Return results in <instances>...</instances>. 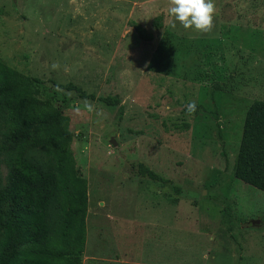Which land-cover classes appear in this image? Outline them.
Masks as SVG:
<instances>
[{"label":"rangeland","instance_id":"obj_1","mask_svg":"<svg viewBox=\"0 0 264 264\" xmlns=\"http://www.w3.org/2000/svg\"><path fill=\"white\" fill-rule=\"evenodd\" d=\"M213 3L199 32L172 26L170 0H0V59L42 79L70 118L88 181L83 264H264V191L234 175L247 109L264 100V0ZM108 96L119 104L98 100ZM6 131L0 110V186ZM26 156L49 159L46 146Z\"/></svg>","mask_w":264,"mask_h":264},{"label":"trees","instance_id":"obj_2","mask_svg":"<svg viewBox=\"0 0 264 264\" xmlns=\"http://www.w3.org/2000/svg\"><path fill=\"white\" fill-rule=\"evenodd\" d=\"M133 25L142 39H153L141 25ZM42 82L0 59V110L6 115V139L14 149L7 184L0 186V264H83L88 181L75 171L70 118L43 94ZM61 86L95 99L94 93L72 83ZM98 100L106 105L120 102L117 96ZM37 130L45 138L36 137ZM39 146L47 147L49 159L44 167L26 156L30 148ZM137 172L172 182L142 162ZM234 175L264 191V100H254L247 109Z\"/></svg>","mask_w":264,"mask_h":264},{"label":"clouds","instance_id":"obj_3","mask_svg":"<svg viewBox=\"0 0 264 264\" xmlns=\"http://www.w3.org/2000/svg\"><path fill=\"white\" fill-rule=\"evenodd\" d=\"M213 0H170L168 14L173 18V27L179 24L183 29L207 32L212 26L214 16ZM189 110L194 104L189 103Z\"/></svg>","mask_w":264,"mask_h":264},{"label":"water","instance_id":"obj_4","mask_svg":"<svg viewBox=\"0 0 264 264\" xmlns=\"http://www.w3.org/2000/svg\"><path fill=\"white\" fill-rule=\"evenodd\" d=\"M110 141H111V143H112L114 146L117 145V142L115 141V139H114L113 137L111 138ZM259 222H260L259 220H254V221H253V223H259Z\"/></svg>","mask_w":264,"mask_h":264}]
</instances>
